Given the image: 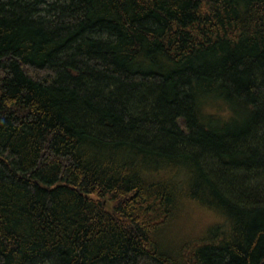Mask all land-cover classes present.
I'll return each mask as SVG.
<instances>
[{"label": "trees", "instance_id": "trees-1", "mask_svg": "<svg viewBox=\"0 0 264 264\" xmlns=\"http://www.w3.org/2000/svg\"><path fill=\"white\" fill-rule=\"evenodd\" d=\"M0 264H264V0H0Z\"/></svg>", "mask_w": 264, "mask_h": 264}, {"label": "rangeland", "instance_id": "rangeland-1", "mask_svg": "<svg viewBox=\"0 0 264 264\" xmlns=\"http://www.w3.org/2000/svg\"><path fill=\"white\" fill-rule=\"evenodd\" d=\"M193 211L187 212L183 220V226L187 227V231L190 229H203L208 225H211L216 221L215 218L209 216L204 211L197 208H192Z\"/></svg>", "mask_w": 264, "mask_h": 264}]
</instances>
